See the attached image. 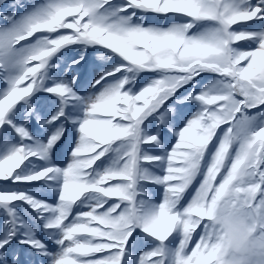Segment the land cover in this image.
Listing matches in <instances>:
<instances>
[{
  "label": "snow or ice",
  "instance_id": "6c2138e0",
  "mask_svg": "<svg viewBox=\"0 0 264 264\" xmlns=\"http://www.w3.org/2000/svg\"><path fill=\"white\" fill-rule=\"evenodd\" d=\"M0 264H264V0H0Z\"/></svg>",
  "mask_w": 264,
  "mask_h": 264
}]
</instances>
